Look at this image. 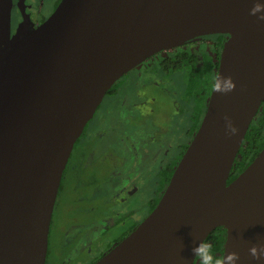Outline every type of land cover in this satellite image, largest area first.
<instances>
[{
	"label": "water",
	"instance_id": "1",
	"mask_svg": "<svg viewBox=\"0 0 264 264\" xmlns=\"http://www.w3.org/2000/svg\"><path fill=\"white\" fill-rule=\"evenodd\" d=\"M0 0V264H45L50 222L73 146L106 92L162 51L227 35L200 124L154 209L94 264H193L191 249L225 229L222 257L264 264V146L228 182L264 101V0H60L39 26ZM264 12V9H262ZM225 117L237 128L226 132Z\"/></svg>",
	"mask_w": 264,
	"mask_h": 264
},
{
	"label": "flooded vegetation",
	"instance_id": "2",
	"mask_svg": "<svg viewBox=\"0 0 264 264\" xmlns=\"http://www.w3.org/2000/svg\"><path fill=\"white\" fill-rule=\"evenodd\" d=\"M59 1L60 0H39L37 2L38 5L33 6L30 0H12L11 31H14L22 20L19 8L21 3L24 6L25 13L29 14L28 18L33 22L34 27H37L53 12ZM221 36V46H219L218 38L220 36L209 35L203 36L197 40H190L177 48L162 51L123 75L106 92L94 115L88 121L83 133L73 146L72 152L62 172L55 204L59 191L63 188L62 182L66 181L69 171L74 169L73 165L70 164L73 156L77 157L79 164L81 159V166L83 167L85 163L87 166V163H92L93 160H100L101 156L106 152V148H99L96 145L100 136L103 134H110L112 140L115 142L119 141L121 146L124 142L126 147L130 148L132 142H136L140 144L141 148H137L136 151L131 152L134 164L126 173L125 171L122 173V178L118 182V186H116L117 189L114 188V192L112 188L107 190L108 198H106V202L109 203L105 204L104 212L101 215L91 214V212H95V208L90 207H82L79 211L82 212L79 214L86 216V220H84L82 224L71 225L69 231L64 233V236H66L71 230L75 236H73L69 246L66 244L67 254L63 256L62 262L57 264H94L117 243L127 237L154 209L178 161L196 132L192 130L195 125L196 113L194 111L193 101L186 100L183 95V105L170 114L165 125L162 119L161 122L159 120L161 127L157 126L156 118H151L153 124H150L151 120L147 119L145 116L146 113L140 109L142 103L145 102L146 96H149L146 95L148 91L147 85L150 83H161L180 87L184 83L185 90L184 80L187 74V68L184 65L180 66V60H184L187 56L189 58H194L193 64L191 65L192 68L205 73L210 71L212 74L214 72L212 76L213 82L218 68L220 52L227 38V35ZM174 67L178 68L174 69ZM206 104L207 101L204 107H206ZM204 107L201 108L202 114L200 121L205 111ZM259 109L254 119L258 115ZM172 115L175 116L174 119L171 118ZM154 116L157 117V115ZM177 116H179V118H176ZM89 122H92V125H94L96 129L90 131L87 136L84 134ZM171 122L173 123V132H171L170 129L166 131L165 126L167 123ZM186 122H188L189 127L185 129V131L183 130L181 136V130L177 132V128L186 125ZM118 124H120L119 128L116 127ZM156 130H159V132L156 133ZM131 131H134V134H129ZM122 133H126L124 138L121 137ZM149 135L152 136V140H150V144L147 147L148 143L146 139L150 137ZM157 136H159V138L163 137L164 143L154 152L150 149V146L153 142L158 141L159 138H157ZM83 139H85V149L78 152L77 148L82 143ZM165 140L167 141V147H165ZM242 147L244 146L242 145ZM95 152H99V155L97 156ZM103 167H106L110 174V181L112 182L114 180L112 164L106 162ZM81 175L82 174H80L79 177ZM74 227H77V231L73 229ZM210 234L205 240L208 243L212 237ZM48 248L45 264H55L51 257L48 260ZM77 250L80 254L79 257L71 255ZM193 264H198L197 257Z\"/></svg>",
	"mask_w": 264,
	"mask_h": 264
},
{
	"label": "rangeland",
	"instance_id": "3",
	"mask_svg": "<svg viewBox=\"0 0 264 264\" xmlns=\"http://www.w3.org/2000/svg\"><path fill=\"white\" fill-rule=\"evenodd\" d=\"M38 1L39 0H30L33 6H37ZM147 86L148 91L146 95L149 96H146L145 102L142 103L140 109L146 113V118L151 120L150 124H153L151 118H156V125L161 127V120L163 119V124L165 125L170 114L183 105V91L185 93L184 83L180 87L161 83H150ZM195 108H197V105ZM154 115H157V117ZM171 118L174 119L175 116L172 115ZM176 118H179V116ZM172 124V122L167 123L165 126L166 131L170 129V131L173 132ZM119 125L120 124H118L116 127L119 128ZM188 127L189 124L186 122V125H183L181 128H177V132L181 130L180 132L182 136L183 130L185 131V129H188ZM95 129L96 127L92 125V122H89L84 135H87L90 131H94ZM158 132L159 130H156V133ZM129 134H134V131L129 132ZM125 135L126 133H122L121 137L124 138ZM149 136L150 139H146L148 143L147 147L150 144V140H152V136ZM157 138H159V136H157ZM84 141L85 139L82 140V143L77 148L78 152H81L85 149ZM163 143L164 138L160 137L158 141H155L151 144L150 149L155 152V150ZM96 145L99 148L107 149L106 152L101 156V159H96L95 161L93 160L92 163H87V166L85 163V166L82 167L81 159L79 164L77 157L73 156L70 164L73 165L74 169L69 171L66 181L62 182L63 188L61 191H59L57 202L55 204L48 245V260L51 257L55 264L62 262L63 256L67 254L66 244L69 246L73 236H75L71 230L66 236H64V233L69 231V227L71 225H79L82 224L84 220H86V216L79 214L82 213L79 211L82 209V207H90L95 208V212H91V214L101 215L104 212L105 204L109 203L106 202V198H108L107 190L112 188L114 192V188L117 189L116 186H118V182L122 178V173L124 171L126 173L134 164L131 152L136 151L137 148H141L140 144L136 142H132L130 148H127L124 142L121 146L119 141H113L112 136L107 133L100 136ZM165 147H167L166 140ZM95 153L97 156L99 155V152ZM106 162H110L112 164V171L114 174V180L112 182L110 181V174L108 173L106 167H103L105 166ZM80 174L82 175L79 177ZM73 229L77 231V227H74ZM71 255L79 257L80 254L77 250Z\"/></svg>",
	"mask_w": 264,
	"mask_h": 264
},
{
	"label": "trees",
	"instance_id": "4",
	"mask_svg": "<svg viewBox=\"0 0 264 264\" xmlns=\"http://www.w3.org/2000/svg\"><path fill=\"white\" fill-rule=\"evenodd\" d=\"M219 46H221L222 36L218 35ZM173 61V60H171ZM194 58L185 57L184 60H180V66L184 65L187 68V74L185 75V93L186 100L193 101V107L195 108V125L193 131H196L201 117V108L204 107L205 102L210 94L212 85V76L210 71L203 72L192 68V62ZM178 67H174L177 69ZM173 69V68H172ZM204 74H203V73ZM205 108V107H204ZM243 146L235 159L232 166L230 177L228 182L233 180L240 172H242L246 166L257 156L259 151L264 146V102L261 104L257 117L251 122L248 131L245 135ZM224 228H216L211 232V251L217 256L222 257L223 252V240H224Z\"/></svg>",
	"mask_w": 264,
	"mask_h": 264
},
{
	"label": "clouds",
	"instance_id": "5",
	"mask_svg": "<svg viewBox=\"0 0 264 264\" xmlns=\"http://www.w3.org/2000/svg\"><path fill=\"white\" fill-rule=\"evenodd\" d=\"M264 4L256 3L251 9L250 14L256 15L261 13L257 19L264 20ZM235 83L230 76H221L218 75L214 78L212 82L213 92L218 93H227L231 92L235 88ZM225 127L226 132L229 135H235L237 133V128L232 124L231 120L225 117ZM193 255L198 258V264H237L238 256L235 252H229L223 257H217L211 251V245L204 241L200 240L195 246L191 249ZM249 253L254 259L264 258V246L257 248L253 246L249 248Z\"/></svg>",
	"mask_w": 264,
	"mask_h": 264
}]
</instances>
